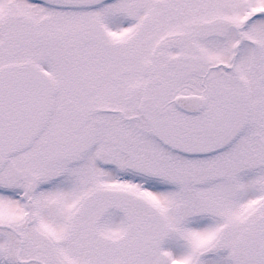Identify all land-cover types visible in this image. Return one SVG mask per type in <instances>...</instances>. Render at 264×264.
I'll use <instances>...</instances> for the list:
<instances>
[{
  "label": "snow or ice",
  "instance_id": "1",
  "mask_svg": "<svg viewBox=\"0 0 264 264\" xmlns=\"http://www.w3.org/2000/svg\"><path fill=\"white\" fill-rule=\"evenodd\" d=\"M0 264H264V0H0Z\"/></svg>",
  "mask_w": 264,
  "mask_h": 264
}]
</instances>
